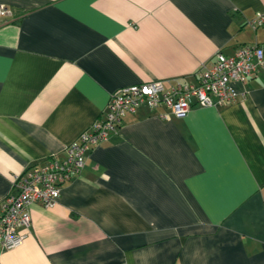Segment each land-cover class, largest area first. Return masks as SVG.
<instances>
[{
	"label": "crops",
	"instance_id": "0c3cea01",
	"mask_svg": "<svg viewBox=\"0 0 264 264\" xmlns=\"http://www.w3.org/2000/svg\"><path fill=\"white\" fill-rule=\"evenodd\" d=\"M0 4L14 11L0 22V199L28 165L62 157L116 88L194 82L216 52L264 47V24L248 23L264 0ZM234 87L182 117L125 114L54 205L30 204L0 264H264V70Z\"/></svg>",
	"mask_w": 264,
	"mask_h": 264
},
{
	"label": "built area",
	"instance_id": "2783aa9c",
	"mask_svg": "<svg viewBox=\"0 0 264 264\" xmlns=\"http://www.w3.org/2000/svg\"><path fill=\"white\" fill-rule=\"evenodd\" d=\"M13 13V9L0 4V22ZM248 23L253 28L263 25L264 9L256 12ZM259 70H264V47L243 44L231 54L216 52L209 63L201 64L194 82L175 78L165 83L154 79L113 90L104 110L64 147L62 157L52 154L13 177V191L0 199V257L4 250L18 246L27 236L30 204L38 201L44 206L54 205L62 185L80 173L87 152L106 140L125 114L144 105L151 109L165 107L167 112L182 117L194 105L228 104L239 95L234 83L245 82ZM159 116L167 115L162 112ZM20 227L25 229L19 231Z\"/></svg>",
	"mask_w": 264,
	"mask_h": 264
}]
</instances>
